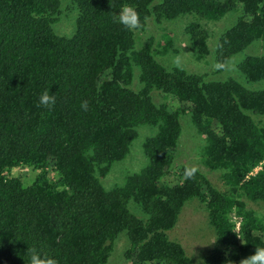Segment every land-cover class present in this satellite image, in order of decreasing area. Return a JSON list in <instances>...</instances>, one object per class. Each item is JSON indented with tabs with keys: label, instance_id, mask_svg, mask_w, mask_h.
<instances>
[{
	"label": "trees",
	"instance_id": "obj_1",
	"mask_svg": "<svg viewBox=\"0 0 264 264\" xmlns=\"http://www.w3.org/2000/svg\"><path fill=\"white\" fill-rule=\"evenodd\" d=\"M125 4L138 27L113 19ZM67 11L75 26L60 34L55 25ZM232 11L241 14L213 54L205 24ZM187 15L195 18L190 51L198 60L212 55L211 72L161 59L176 51L171 37L137 45V30L151 21ZM260 40L264 0H0V264H27L31 247L55 264H108L121 233L130 264H197L168 235L192 199L215 233L201 264H240L264 246V211L249 206L264 203V83L214 79ZM238 68L249 83L264 81V55L249 54ZM45 90L54 103L38 107ZM182 117L204 137L203 166L221 171L223 188L191 163L175 167ZM142 125L154 129L143 143L147 164L108 189L103 179ZM20 168L30 176L15 175Z\"/></svg>",
	"mask_w": 264,
	"mask_h": 264
},
{
	"label": "rangeland",
	"instance_id": "obj_2",
	"mask_svg": "<svg viewBox=\"0 0 264 264\" xmlns=\"http://www.w3.org/2000/svg\"><path fill=\"white\" fill-rule=\"evenodd\" d=\"M157 1L160 2L161 0ZM240 14V11H232L226 14L219 21H210L205 24V26L210 31L209 47L213 54H215L216 43L220 35L226 29L235 24ZM194 21L195 18L191 15H187L172 21H164L162 24H155L154 21H151L145 31L137 30V45H141L142 43L149 40L152 36H155L158 40H162L163 43L166 42L168 37H171L174 41L173 48L176 51L174 54L161 56V59L166 61L170 60V65H172V67H180L187 70L188 72L204 70L211 72L217 66V61L214 64L212 63L211 66L209 64V61H214L212 55H208L203 60H198L190 51L189 27ZM74 26L75 12L67 11V13H65L55 25V28L60 34H71ZM249 54L264 55V41L260 40L252 43L243 52L233 56L227 67L214 79L220 80L231 76L232 78L251 88H256L258 85L263 84L264 81L260 83H249L238 68L240 62H242ZM157 59L166 65L163 60H160L158 57ZM134 86H139L138 75H136ZM156 95L157 94H155L154 97L155 101L160 103L162 99L159 95ZM168 101L173 105L177 104L178 106L179 104L177 100L175 101L170 97H168ZM182 118H185L183 120L184 133L182 139L180 140L179 147L175 153V167L177 168L181 164L191 163L197 166V168L200 170L202 169L201 171L205 173L217 187L223 188L224 185L221 180V171H211L203 166L201 150L205 144L204 137L200 136L190 117ZM153 133L154 129L148 125H142L139 127V136L134 140L130 154L126 159L114 163L111 171L103 179L105 183L104 185L108 189L124 184L126 176L129 173L137 172L147 164V158L145 160V154L143 150V143L146 136ZM259 169L260 167H258L255 172H257ZM14 174L30 176V171L27 168H20L15 169ZM249 206L251 208L264 211V203L262 202L260 204L249 203ZM130 208L131 211L136 215H144L142 208L135 201L130 203ZM232 218L236 222L235 229L239 231L240 223L235 216ZM168 235L170 239L180 242L185 247L187 253L194 258L197 264H201L203 256L211 252L215 242V233L208 222L207 210L205 209L204 205L196 199H192L185 204L184 210L181 213L175 228L169 231ZM128 247L129 241L127 239L126 233H121L115 241V249L108 261V264H130V261L125 257V252Z\"/></svg>",
	"mask_w": 264,
	"mask_h": 264
},
{
	"label": "clouds",
	"instance_id": "obj_3",
	"mask_svg": "<svg viewBox=\"0 0 264 264\" xmlns=\"http://www.w3.org/2000/svg\"><path fill=\"white\" fill-rule=\"evenodd\" d=\"M113 19L126 28L138 27V16L135 10L129 5H121L118 13L114 14ZM54 103V97L43 91L37 101V106L50 107ZM86 108V104H82ZM190 175V173H189ZM27 264H55L54 260L44 253L41 249L31 247L26 249ZM229 264L231 262L229 261ZM240 264H264V246L255 247L252 255L240 261Z\"/></svg>",
	"mask_w": 264,
	"mask_h": 264
}]
</instances>
